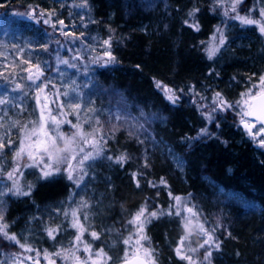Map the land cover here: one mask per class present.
I'll use <instances>...</instances> for the list:
<instances>
[{
  "label": "trees",
  "instance_id": "16d2710c",
  "mask_svg": "<svg viewBox=\"0 0 264 264\" xmlns=\"http://www.w3.org/2000/svg\"><path fill=\"white\" fill-rule=\"evenodd\" d=\"M5 1L0 3L4 5ZM24 1L28 6L38 5L40 10H53L48 0ZM73 1L76 0H69ZM87 2L96 14L95 20L110 23L107 27L118 39V43L113 44L116 62L109 64L108 69L96 70L95 74L106 80L102 81L105 86L126 93L133 106L137 103L156 104L153 111L159 116L161 124L154 127V134L170 142L187 166V175L182 178L171 171L169 160L161 161L156 154L152 156L153 152L144 153V147H139L125 133L119 132L111 140L110 154L106 152V155H110L115 161V157L123 153L128 159L123 166L111 163L114 169L108 171V176L112 183L105 187V192L110 197L105 201L107 209L118 211L123 216L122 212L133 210L147 202L149 212L157 208L168 210L172 206V197L179 196L189 202V206H196L200 221L209 229L217 227L212 216L226 211L230 224L235 228L236 237L225 233V224L221 228L217 227L218 232L215 231L214 235L220 242V249H213L216 251L213 256L214 264H264V215L253 213L243 216L241 213L230 212L201 181L203 177L209 178L219 186L255 201L254 208L257 211L264 209V147H260L253 135L240 124V117L234 107L212 112L213 119H206L207 113L212 110L215 93H221L233 105L231 99L244 92L248 83L244 77L249 80L252 76L264 73V42H261L263 38L259 31L254 30V27L252 30L247 28L249 30L242 34L247 38L243 49H233L231 53H226L222 61L218 62L220 65L214 68L212 61L220 56L221 51L210 60L205 48L212 42L213 35L218 38L216 29L219 27L226 38H232L234 33L241 31L240 28H236L231 34L225 31L228 29V16H224L223 8L214 6L213 0H156L157 6L163 9L158 14L154 11L142 13L138 4L145 6L143 0ZM257 2L243 0L238 10L241 9V13L246 14L248 9H255L252 11L255 17L260 10ZM194 8H198L199 12L193 20L188 13ZM10 12L9 7H0V53L7 40L3 35L7 32L31 34L27 30L29 24L11 19ZM185 20L189 23L185 24ZM235 21L231 20L229 25ZM193 22L198 23L199 31L189 26ZM101 26L99 21L93 26V31L99 36L103 35L101 33L105 29L100 30ZM108 79L111 80L107 81ZM156 81L175 90L178 97L175 104L168 101L164 93L155 86ZM215 87L218 88L214 89ZM44 92L51 93V88L48 87ZM160 97L162 104L158 105ZM99 100L101 101L100 98ZM248 121L254 123L249 119ZM162 124V133L159 134ZM254 125L258 133L261 126L256 123ZM202 129H207V134H202ZM142 160L143 164L140 163ZM132 173L137 174L139 188L135 186ZM161 178L166 184H160ZM66 180L58 176L41 180L31 196L12 198L6 216L11 224L14 223L13 227L17 229L21 226L24 231L36 228L41 232L43 219L46 220L52 209L72 191V182ZM149 181L156 186H150ZM111 187L113 190L110 191ZM199 202H203V206L204 202L213 206L206 205L202 209ZM183 230L179 217L175 219L160 216L151 220L147 234L150 245L162 264H182L183 260L176 256L174 250L179 246ZM5 244L2 245L9 246L8 243ZM51 246L52 243L48 241L41 244L38 251L42 257L44 248L49 253L52 252ZM0 250L3 251L0 253V261L11 264L14 253L3 248ZM20 259L23 261L22 257ZM27 261L32 264L31 260ZM23 264L26 263L23 261Z\"/></svg>",
  "mask_w": 264,
  "mask_h": 264
},
{
  "label": "rangeland",
  "instance_id": "374dc122",
  "mask_svg": "<svg viewBox=\"0 0 264 264\" xmlns=\"http://www.w3.org/2000/svg\"><path fill=\"white\" fill-rule=\"evenodd\" d=\"M8 1L9 0H6L4 5L0 3V7L3 9L4 7H9L11 10L9 17L11 19L16 20L19 23L26 22V24H29V28H27V30L28 33L31 32V34L24 35L21 32H7L5 35H3V37L7 40L2 47V52L0 53V72H3L7 79L0 77V99H5L8 102L5 104H0V123L5 125L6 128L11 129L9 136L6 137V140L8 138L12 139L15 142L12 147L15 148L19 143V129L25 124H28L29 127H32V125L29 123L30 121H37L38 123L40 110L45 104L48 105L47 108H44V113L46 116L48 115L50 109L52 115L58 116L60 119L66 118L67 120L72 121V123H77L78 121L76 116L71 114V109L67 108V104L69 102H75L79 96L80 102L83 105L82 109L80 110L81 114L79 123L83 125L85 131H91L89 124L84 123L86 118H90L92 127H102L107 143L104 145L105 150L101 156L97 157L94 161L86 162V165H88L86 167L87 175L84 177L80 186L77 187L73 181H71L72 191L68 196L63 197L57 207L52 209L50 215L46 217V220L43 219V229H41V232L37 231L36 228H30L29 231H24V228L21 226H18L17 229L13 227L14 223H12V225L6 216L9 211L11 199L16 198L10 195L4 197L5 204L3 209V222L8 225L7 231L9 233H15L21 243L30 246L34 250H38L44 241H48L49 243H52V252L50 253H53L62 248H69V242L73 240L76 231L75 229L68 226L71 216L69 215V217L66 219L63 215V212L68 211L70 213L73 208H77L80 205L81 201H84L89 205V207L79 209L80 220L88 229V231L84 233L83 239L92 244L94 251L99 248L104 249L105 253L111 257V260H106V264H120V258L123 256L124 250L126 248L122 241L123 239L127 238L129 233L133 230L132 226L127 224V221L131 219L132 215L136 210L139 209V207H136L133 210L130 209L127 212L125 211V213L121 211L122 214H124L123 216L118 211L114 212L111 210V208L107 209L108 206L105 201L107 202V198L109 199L110 197H108V194H106L105 187L110 186L112 183L110 182L111 179L108 176V171L111 172L114 169V166L111 165V163L115 162L113 160L105 159L106 156H110L106 155V152L109 153L111 140H113L115 136L122 131L139 147H144V149L147 151L144 153L148 154V152H153L152 156L158 153V158L161 161H166L168 160L167 158H170L171 165L173 164L176 169L180 171L184 170L185 163L180 155L176 154L170 142H168L164 137L159 138L157 137V134H154V127H156L157 124H161V120L157 114L155 115L152 113L154 115H143L140 117L138 113L136 114L135 107L132 105V103H130V100H128L125 95L114 91L113 88L105 86L101 81V76L95 74L96 70L108 69V65L101 66L99 64H90L88 62L89 56H94L101 52L102 48L100 41L108 39L109 36L112 37L111 51L113 53V44L114 42L118 43V39H116V36L112 31H109L111 29L108 28L107 25H111L110 23H103L101 20H95L96 14L92 11V7H90L88 2L87 8H82L79 7V5L82 3V0H76L73 2H69V0H48L49 4L52 6L51 9L55 10L51 18L53 22H55L57 19L64 20L65 25H67V27L64 28V31H69L75 34L76 31L80 30L78 34H75L76 36H79V33L84 32L85 35L83 41L77 40L75 43H72L70 38H66L61 35L59 31L61 27L60 25H57V28L54 30L51 25L44 24L40 17H37V19H32L27 14L28 5L27 3H24V0L17 3ZM143 1V4H146L147 6L149 3H152V0ZM257 1V7L259 6L260 9H264V0ZM0 2H2V0H0ZM227 3L228 0H225V7H227ZM239 6H241V4ZM234 15L235 13L229 11L228 17L226 16L228 18V29L225 31L228 32V34H231L236 28H240L242 33L236 32L232 38H226L225 45L220 48V55H223V53H231L233 49H237L235 51L242 50L244 45L247 44V38L242 35L247 28L252 30L254 27V30L259 31L255 25H241L237 20L232 23V25L234 24L233 26L229 25L231 20H235L232 19V16ZM250 15L253 18L254 12H251ZM254 18L259 19V13ZM37 20H39V23ZM97 21L102 24L100 30L105 27L103 33H101L103 35L100 36L95 34V31H93L94 23ZM91 30L93 32H91ZM258 33L260 34V32ZM260 37L263 38L261 41L263 43L264 36L260 34ZM56 41H59L60 43L57 44ZM211 43L212 42L210 41L209 45ZM43 44L48 45L47 50L41 47ZM84 44L93 45V47L96 49V52H91L89 55H85L84 60H73V56L77 54L76 49H80V54H84ZM57 55L63 59L69 60L70 63H75L77 67L72 68L63 64L58 65L56 63ZM24 60H30L33 64L37 62L40 63L41 67L44 69V78H46L47 81H50L48 87L51 88V93L46 94L44 92L45 95L41 93L39 104H37L35 99V88L30 87L31 82L24 79V77L27 76V73L22 71L23 68L27 67V65L23 64ZM85 64L88 65L87 70L85 69ZM57 68H59V71H57ZM260 75L252 76L249 80H247V77H244L245 80L248 81V83L245 85L244 92L252 84H258ZM17 84L22 85L23 87L17 88ZM95 88L98 92H102V95L100 96L101 101L98 99V95H96L98 93ZM64 92H68L69 95H62ZM57 93H60V95H57ZM45 96L48 97L47 100L44 99ZM240 99V94L231 99L236 113H238L240 107L236 104V102ZM89 101H91V104H89ZM58 103H63L65 107L63 109H58ZM87 107H92L95 111L85 113L84 110ZM61 111L65 113L64 116H59ZM117 116H119L120 119H117ZM97 119L100 121V125L95 124ZM13 122H18L15 127L12 126ZM140 125H143V127H140ZM51 127V124H49V128ZM61 130L67 134H71L75 131V129H72L67 123L61 125ZM140 130H142V132ZM4 131L5 129H0V133ZM129 133H131V135ZM158 133L161 134L162 132L158 131ZM252 133L256 134L255 125L252 128ZM260 140H264V133L255 135V141L259 142L260 147H264L260 144ZM165 155L168 157L165 158ZM24 162L27 163L28 161L25 160ZM140 163L143 164L144 160L140 161ZM0 164L3 165L5 171L11 169V149L5 150V155L3 159L0 160ZM57 176L66 178V173L62 171ZM38 177L39 172L37 169H23V177L21 178L20 182L25 186L28 183H31L35 188L37 183L41 181V179ZM66 181L68 182L69 180L67 179ZM208 181L210 182V180ZM210 183L215 185L214 181ZM217 189L218 190L212 189V192L215 194L217 200L221 203L224 202L221 199L225 197L229 201L243 204L246 207L254 206L255 204V201L249 200L243 197L240 193L231 189H225L222 186H218ZM111 190H113L112 187L110 188V191ZM172 206L174 205L172 204ZM164 211H167V209H164ZM84 213L88 214V220L86 222L84 221ZM182 215H184V213H182ZM164 216L175 219L178 218L175 215H161V217ZM150 223H148L145 227V234L147 236V227ZM195 223L196 222L194 221L191 232L186 233L185 230L182 231L183 236H188L184 247L185 250L187 248L198 249L196 253L189 252L188 254L193 256L199 254L197 257L199 258L201 256L203 258L205 249L199 248V245L203 243L204 238L195 227ZM216 225L217 227L221 228L223 227L224 223L222 221H216ZM56 226L60 227V231L56 236V240H51L47 237L44 229L45 227ZM93 230L100 233V239L94 242L89 236V232ZM215 238L217 237L215 236ZM0 239L1 241L7 242L9 244V246H3L2 248L12 251L19 257V260H21L20 257H22L26 264H31L29 261H27V257H36V251L26 252L24 249H21L19 245L9 243L3 238ZM143 243L146 247L149 246V241H144ZM214 252L216 251L212 250L210 264H214ZM78 255L83 257L84 253L80 252ZM154 255L156 257L157 264H162L161 259L155 251ZM53 258L56 259V264H65V262L59 258ZM39 264H48V262L44 259V256L42 257V254L39 256ZM67 264H71V261L67 262ZM182 264H187V262L183 261Z\"/></svg>",
  "mask_w": 264,
  "mask_h": 264
},
{
  "label": "snow or ice",
  "instance_id": "6c2138e0",
  "mask_svg": "<svg viewBox=\"0 0 264 264\" xmlns=\"http://www.w3.org/2000/svg\"><path fill=\"white\" fill-rule=\"evenodd\" d=\"M214 6H219L223 8L224 16L229 15V11L235 13L232 16V19H235L240 22L241 25H255L260 34L264 36V9L259 10V19H254L250 15L255 9H248L246 14H241L238 10V6L243 3V0H228L227 7H225V0H213ZM79 7L87 8V0H82ZM215 10V8H213ZM55 10H40L39 6L33 7L28 6V15L32 19H37L40 17L43 20V23L46 25H51L55 30L57 25H60V33L66 38H70L72 43H75L77 40L83 41L84 32H81L79 36H76L74 33L69 31H64L65 25L64 20L57 19L55 22L52 21V15ZM199 12L198 8H194L189 11V17L195 18L196 13ZM39 23V20H37ZM185 24L189 22L184 21ZM194 30L199 31V25L196 22H193L189 25ZM86 27V25H85ZM216 32L219 34L218 39L216 35L212 37V43L205 48L208 59H213L216 54L220 51V48L223 47L226 43V37L223 31L218 27ZM59 44V41H56ZM102 51L97 55L89 56L90 64H99L101 66H107L111 63L116 62V58L113 55L112 48V37L109 36L108 39L100 41ZM42 48L47 50L48 45H41ZM84 54H80V49H76V55L73 56V60H84L85 55H89L91 52H96L95 47L91 44H84ZM56 63L67 65L69 67L75 68L77 65L75 63H70L69 60L61 58L59 55L56 56ZM23 64L27 67L23 68L22 71L27 73V76L24 77L27 81H30V87L35 88V99L37 104L40 102V94L48 88L50 81H47L44 73V69L41 67L40 63L33 64L30 60H24ZM88 65L85 64V69L87 70ZM59 71V68H57ZM0 77H4L3 72H0ZM251 79V78H249ZM155 86L160 89L166 99L171 103L175 104L178 97L175 94V90L169 88L167 85H163L161 82L156 81ZM17 88H22V85L17 84ZM194 89V86H191ZM180 91H183L182 89ZM60 95V93H57ZM62 95L68 96V92H64ZM241 99L236 102L239 105V111L237 115L240 116V124L248 130L250 135H258L264 133V74L259 76L258 84H252L247 88L245 92H242ZM45 100L48 99L47 96L44 97ZM8 101L5 99H0V104H5ZM91 104V101H89ZM48 105L45 104L40 110L39 122L30 121L29 123L32 127H29L28 124H25L19 129L20 138L18 145L13 148L12 145L15 143L12 139L6 137L9 136L11 129L6 128L5 125L0 123V129H5L4 132L0 133V160L3 159L6 149H11L12 154V167L10 170L5 171L2 164H0V238L8 241L9 243L19 245L21 249H24L26 252L36 251V257H27L28 260L32 261V264H39V256L41 253L38 250L32 249L30 246L21 243L15 233H9L7 231L8 225L3 222V209L5 200L4 197H24L31 196L34 185L28 183L26 186L22 185L20 180L23 177V169L35 168L39 172V179L48 180L52 177L57 176L62 171L66 173V178L69 181L79 187L84 177L87 175L86 162L94 161L97 157L101 156L104 152V145L107 143L105 139V133L102 130V127H92L90 118H86L84 123H88L91 127V131H85L83 125L79 123L80 120V110L83 105L80 102L79 96L75 102H69L67 108L71 109V114H74L77 119V123H72V121L65 119H60L58 116L51 114L49 109L48 115L44 113V108H47ZM58 109H63L65 105L63 103L57 104ZM207 107V106H205ZM233 108L232 104H229L222 96L221 93L217 92L213 98V107L211 112L207 113L206 119L211 121L213 119L212 112L215 111H225ZM87 112H94L95 110L92 107H87L85 110ZM64 112H60L59 116H64ZM143 115V113H141ZM248 117H255L256 121L259 122L262 127L259 129V132L256 134L252 133L253 124L249 123ZM120 119L119 116L116 117ZM18 122H13V127L16 126ZM67 123L72 129H75L71 134H67L61 130V125ZM51 124V128H49ZM96 125H100V121L97 119L95 121ZM218 126V125H217ZM143 127V125H140ZM202 134H207V129L201 130ZM131 135V133H129ZM79 138V139H78ZM142 143V141H141ZM260 144L264 146V140H260ZM90 149V150H89ZM105 159L112 160L113 157L106 156ZM128 157L126 154H121L115 157V163L123 166L126 163ZM28 162L25 163L24 161ZM147 167V164H145ZM133 179L135 181V186L140 187V182L136 179L137 174L132 173ZM150 186L155 187L156 185L149 181ZM160 184H166V181L161 178ZM170 196L171 192L168 193ZM71 198V197H70ZM175 201L174 206H170L167 211L162 209H155L151 212L148 211L147 202L142 204L138 210L134 212L131 219L127 221L128 225L132 226V231L129 233V236L123 239V244L126 246L123 256L120 258L121 264H157L156 257L154 255V249L150 246V238L145 234V227L148 223L151 222L153 218L158 219L161 215L180 217V222L186 233L191 232L193 227V222L195 221V227L198 229L201 236L204 238L203 243L199 245V248L205 249L202 260L200 258H194L193 255L188 253H196L198 249L196 248H187L185 250V241L188 239V236H182L179 241V246L175 248L176 256L183 261H186L187 264H210V257L212 256V250L220 249V242L215 238L214 233L216 229H209L205 227V223L200 221V213L196 210L195 205L189 206V202L184 201L181 197L175 196L172 197ZM89 205L81 201L80 205L77 208H73L71 212L64 211L63 215L67 219L69 215L71 220L69 222V227L75 229V234L73 240H71L70 247L67 249H59L53 253H49L47 250H44L43 256L48 264H56V259L53 257L59 258L65 264L71 261V264H106V260H111V257L105 253L103 248L96 249L95 251L92 248V244L88 243L83 239L84 233L88 231L85 227V224L81 222L79 216L80 208H87ZM174 209V211H173ZM184 213V215H182ZM88 220V214L84 213V221ZM44 231L46 235L51 240H56V236L60 231V227H45ZM89 236L92 241L100 239V233L96 231H90ZM144 241H149V246H145ZM83 252L84 256L78 255V253ZM0 264H4L3 261H0ZM12 264H23L22 260H19V257L15 254L12 256Z\"/></svg>",
  "mask_w": 264,
  "mask_h": 264
},
{
  "label": "bare ground",
  "instance_id": "6f19581e",
  "mask_svg": "<svg viewBox=\"0 0 264 264\" xmlns=\"http://www.w3.org/2000/svg\"><path fill=\"white\" fill-rule=\"evenodd\" d=\"M138 7H140L139 8V10L142 12V13H147V12H152V11H154V12H156L157 14H158V12H159V10L161 9V8H159L158 6H157V3H156V0H152V3H149V5L147 6V5H139L138 4ZM162 11H163V9H161ZM226 53H223V55H220L219 57H217V59L214 61H212V65L214 66V68L217 66H219L220 64L218 63V62H220V61H222V59L226 56L225 55ZM229 57V56H228ZM228 60H229V58H228ZM113 78V77H112ZM111 79H108L107 81H110ZM101 81H106L105 79H103L102 77H101ZM218 87H215L214 89H217ZM96 89V88H95ZM114 89V91H116V92H120V93H122L123 95H125V97H126V93H124V92H122L121 90H119V89H117V88H113ZM117 89V90H116ZM110 90H112V89H110ZM96 91H97V89H96ZM97 93L98 94H96V95H98V99L100 98V96L102 95L101 93L102 92H98L97 91ZM205 97L206 96H204V99H205ZM158 101V105H160V104H162V100H161V97H160V99H158L157 100ZM130 103H131V101H130ZM134 107H135V109H136V114L138 113L139 114V116L140 117H142L143 115H156V113L153 111L154 109H156V104H139V103H137V104H135L134 105ZM141 113H143V115H141ZM152 113H154V114H152ZM164 125L162 124L161 125V127H159V129H160V131L162 132V127H163ZM159 131V132H160ZM173 147V146H172ZM176 150V149H175ZM174 150V151H175ZM177 151V150H176ZM175 153V152H174ZM177 154V153H176ZM156 156L157 157H159L158 156V153H156ZM161 156H162V154H161ZM160 156V157H161ZM165 158H167L168 156L167 155H165L164 156ZM169 161H170V158H167ZM173 167V168H172ZM172 167L170 166L169 168L171 169V171L173 172V173H176V174H178V175H180V176H182V178H184V177H186V175H187V166H186V164L184 165V170H182V171H180V170H178V169H176V167L172 164ZM208 180H210V182H212L211 181V179H209V178H202L201 179V181L204 183V185L206 186V188H208V191L212 194L213 192H212V189H216V190H218L217 189V187L219 186L218 185V183H216L215 182V185H213V184H211ZM243 197H244V195L243 194H241ZM221 200H223L224 202H222L223 203V205H225V206H227L229 209H230V212H232V213H241V214H243V216H249L248 214H250V215H252L253 213H256V214H263L264 215V209L262 208V209H260V210H258L257 211V208H254V206H250V207H246L245 205H243V204H240V203H237V202H233V201H229V200H227L225 197L224 198H222ZM220 200V201H221ZM173 205H175V201L173 200L172 202H171ZM215 203V202H214ZM221 203V202H220ZM201 207H202V209H203V207H205L206 205V207H209V206H213L211 203H205L204 202V206H203V202H199L198 203ZM255 211H257V212H255ZM212 218H214V219H217L216 221H222L224 224H225V227H226V230H225V233H227V235H232V236H235L236 237V235H235V228H234V226H233V224H230V221H229V216H228V214H227V212L226 211H222L220 214L218 213V214H216V215H213L212 216ZM214 219H213V222L215 223L216 221H214ZM215 227V229H216V232H218V228L216 227V226H214ZM1 242H3L4 244L6 243V242H4V241H1V239H0V246H1V248L3 247V243H1ZM4 249V248H3ZM0 253H3V251H1L0 250Z\"/></svg>",
  "mask_w": 264,
  "mask_h": 264
},
{
  "label": "water",
  "instance_id": "95a60500",
  "mask_svg": "<svg viewBox=\"0 0 264 264\" xmlns=\"http://www.w3.org/2000/svg\"><path fill=\"white\" fill-rule=\"evenodd\" d=\"M250 120H252V121H255V122H257L256 121V119H255V117H248ZM259 123V122H258ZM260 124V123H259ZM261 125V124H260ZM262 126V125H261Z\"/></svg>",
  "mask_w": 264,
  "mask_h": 264
}]
</instances>
